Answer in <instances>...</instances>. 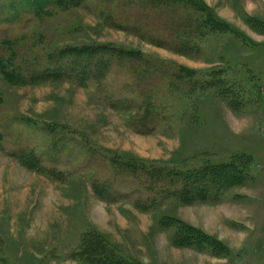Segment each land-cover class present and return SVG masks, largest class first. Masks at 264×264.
Instances as JSON below:
<instances>
[{"label": "rangeland", "instance_id": "rangeland-1", "mask_svg": "<svg viewBox=\"0 0 264 264\" xmlns=\"http://www.w3.org/2000/svg\"><path fill=\"white\" fill-rule=\"evenodd\" d=\"M55 3L0 0V264H264V0Z\"/></svg>", "mask_w": 264, "mask_h": 264}, {"label": "trees", "instance_id": "trees-1", "mask_svg": "<svg viewBox=\"0 0 264 264\" xmlns=\"http://www.w3.org/2000/svg\"><path fill=\"white\" fill-rule=\"evenodd\" d=\"M28 1H30L31 4L36 2V0H28ZM56 2H58V3H55L52 6L59 5L62 2V0H56ZM42 3H45V2H42ZM44 7H45V4H40L38 6L37 11L38 10H40V11L44 10ZM39 77L44 78V72L40 73ZM96 237H98V236H96ZM100 238L102 239V237H100ZM83 246H84V249L86 252V254H85L86 259L85 260L82 259V261H84L86 264H91V263L94 264L95 262L98 264H133L132 262H126V261L122 260V258L118 257L117 255H107L106 249L105 248L103 249V243H101L99 238L98 239L96 238V244L94 246L92 245L91 242H90V245L84 242ZM97 250L102 252V254L101 253L97 254V252H96ZM95 254H97V255H95ZM134 264H136V263H134Z\"/></svg>", "mask_w": 264, "mask_h": 264}]
</instances>
